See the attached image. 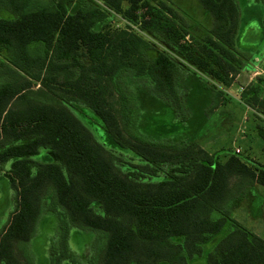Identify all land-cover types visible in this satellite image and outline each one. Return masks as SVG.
Segmentation results:
<instances>
[{"label":"trees","instance_id":"16d2710c","mask_svg":"<svg viewBox=\"0 0 264 264\" xmlns=\"http://www.w3.org/2000/svg\"><path fill=\"white\" fill-rule=\"evenodd\" d=\"M197 1L209 25L175 0H0V182L15 206L0 264H31L16 249L46 232L47 217L60 235H47L35 264H76L71 231L90 249L84 264H264V241L232 216L248 188H264V161L199 141L264 44L239 47V0ZM245 3L264 39V0ZM116 17L128 25L115 28ZM262 84L241 99L264 112ZM142 87L145 126L130 96Z\"/></svg>","mask_w":264,"mask_h":264},{"label":"rangeland","instance_id":"374dc122","mask_svg":"<svg viewBox=\"0 0 264 264\" xmlns=\"http://www.w3.org/2000/svg\"><path fill=\"white\" fill-rule=\"evenodd\" d=\"M239 2L241 4L242 13L246 17L245 25L239 38V47L244 52L248 50L256 54L264 44V39L262 38L263 28L259 18L261 13L255 12L252 16V12L246 11L245 0H239ZM175 5L181 10L180 13L182 14L183 12L195 25L206 26L211 22V18L204 12L197 0H175ZM250 16H252L251 19L248 18ZM116 18L117 20L113 24L115 28H121L127 24L121 18ZM133 28L135 29V27ZM2 56V53H0V58ZM251 69H253L252 72L254 71L253 74H255L254 76H256L257 79L261 78L264 80V58L259 59L257 62L255 61ZM245 85L246 84L242 87L246 88L247 85ZM217 87L220 89V86ZM261 87L262 94H264V84H262ZM223 91L224 97L226 98L225 104L218 108L215 114H212L205 120L203 129L199 130V135H201V140H199L201 146L211 153L223 150L222 152L225 154L227 151L235 152V150L238 149L240 151L238 155L250 158L254 161L263 162L264 155L261 151L256 129L257 127H264V112L247 107L242 102V92H240L239 88L234 94L225 93L226 89H223ZM130 96L136 101H139L141 105L140 111H142L143 115L141 125L145 126L152 115L150 114L152 106L149 105L151 103L149 100V93L145 87L135 88V90H131ZM192 105L195 104L192 102ZM195 112L200 113L198 110L194 111V113ZM162 117H165V115L159 116L156 123H158L159 120L162 122ZM209 140L213 144L209 145ZM224 154L220 157L221 160H224ZM9 191L5 193L3 182H0V228L9 220L10 214L15 207L13 202L14 191L11 190V194H9ZM232 216L237 222L264 241V188L260 186L248 188L243 198L235 202ZM47 218L48 225L46 232H42V234L29 245L23 246L21 252L16 249L17 256L20 260H23V257H25L31 264H35L38 260L43 262L44 243L48 238L47 235H57L56 237L60 235L57 221H55L53 217ZM74 232L75 231H71L69 239L67 238L65 242V246L67 249L70 247L72 250L71 253L73 254L72 257V254L69 253L66 260L68 258H73L72 261L76 262V264H84L85 260L88 259L90 249L85 244L86 239L83 234L77 235ZM225 232L226 228L217 239ZM212 246L213 243L207 245L206 252H208ZM97 253L98 250L96 245V250L94 251L95 257ZM69 259L68 262L71 261ZM193 264H204V262L199 260Z\"/></svg>","mask_w":264,"mask_h":264},{"label":"crops","instance_id":"0c3cea01","mask_svg":"<svg viewBox=\"0 0 264 264\" xmlns=\"http://www.w3.org/2000/svg\"><path fill=\"white\" fill-rule=\"evenodd\" d=\"M264 57L260 58L263 59ZM256 62L259 61V59L255 60ZM253 69L251 70H244L242 72H240L235 80L233 81V83L231 84V86L229 88L226 89L225 93L227 94H234L236 93L237 89L242 88V86H244V84H246L247 86L251 85V84H256L261 78H256V76H254L255 74L254 71L252 72ZM263 80V79H262ZM245 85V86H246ZM246 89V88H245ZM208 144H213L210 140L208 141Z\"/></svg>","mask_w":264,"mask_h":264},{"label":"built area","instance_id":"2783aa9c","mask_svg":"<svg viewBox=\"0 0 264 264\" xmlns=\"http://www.w3.org/2000/svg\"><path fill=\"white\" fill-rule=\"evenodd\" d=\"M244 90H245V88H243V87L240 88V92H243ZM235 153H236V154H240V151H239L238 149H236V150H235Z\"/></svg>","mask_w":264,"mask_h":264}]
</instances>
